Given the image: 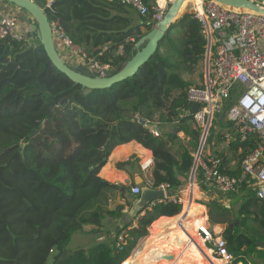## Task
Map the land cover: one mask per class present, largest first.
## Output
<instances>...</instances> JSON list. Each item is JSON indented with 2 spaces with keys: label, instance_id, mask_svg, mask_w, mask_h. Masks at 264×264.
<instances>
[{
  "label": "trees",
  "instance_id": "obj_1",
  "mask_svg": "<svg viewBox=\"0 0 264 264\" xmlns=\"http://www.w3.org/2000/svg\"><path fill=\"white\" fill-rule=\"evenodd\" d=\"M33 1L73 45L108 64L110 71L132 57L135 43L155 24L154 0H144L148 15L135 11L138 20L120 0H51L50 7L48 0ZM30 36L32 42L0 40V264H123L151 224L171 217L156 222L153 231L158 230L181 213L182 205L169 200L149 210L147 205L135 221L121 224L135 196L128 186L111 184L99 172L116 146L135 141L151 152V188L168 185L166 193L171 190L173 195L187 185L201 135L187 92L203 84L193 85L186 78L197 72L203 78L206 41L200 24L192 13H183L134 76L88 94L53 67L36 34ZM231 104V99L222 101V108ZM214 116L205 145L218 146L228 134L223 128H230L228 150L236 168L226 169L228 160L218 158L221 172L236 176L242 160L261 141L253 133L241 140L222 113ZM151 127L158 136L150 133ZM175 129L188 138L186 147L174 149ZM129 163L118 162L116 168ZM195 178L205 190L208 184L200 168ZM250 183L254 180L229 193L244 192L236 209L212 201L205 205L213 223L231 225L238 220L223 232L234 254L243 246L251 254L256 243L264 241V204ZM113 191L119 192L120 201L110 209ZM104 215L120 224L87 249L67 250L72 235L85 226L98 232Z\"/></svg>",
  "mask_w": 264,
  "mask_h": 264
},
{
  "label": "built area",
  "instance_id": "obj_2",
  "mask_svg": "<svg viewBox=\"0 0 264 264\" xmlns=\"http://www.w3.org/2000/svg\"><path fill=\"white\" fill-rule=\"evenodd\" d=\"M250 1L264 9V0ZM120 2L140 16L149 13V7L144 0ZM50 4L51 0H48L47 6L50 7ZM165 5L162 7L158 0H154L151 4L154 9L152 21L157 23L162 19L166 11ZM193 6L191 13L198 20L201 34L206 41L203 87H191L187 92L190 107L193 103L199 105L198 111L192 113L201 128L199 148L193 156L194 176L197 168H200L205 182L213 185L222 194L236 191L248 179L254 180L257 198L264 204V163L259 162L264 158V13L230 7L215 0H200L199 5L194 3ZM50 25L53 37L56 35L77 56L80 65L99 77H104L110 72L108 64L87 57L81 48L73 45L64 36L56 24ZM8 38L23 40L19 32L18 18L4 12L0 2V40ZM227 99H231L232 104L224 110L218 103ZM218 113H222L227 121L234 125L241 140L253 133L261 141L242 160L240 172L236 176L221 172V161L218 157L205 159L201 156L211 119ZM150 133L159 135L155 127L150 128ZM150 164L147 163L144 169ZM168 188V185L158 188L163 190L164 198L151 202L148 210L155 203L165 200L182 205L180 197L170 198L166 194ZM139 192L138 186L131 187L132 194ZM142 214L143 212L140 213ZM195 227L202 245L210 252V258H215L218 264H264V247L257 245L255 251L249 254L243 246L238 254H234L229 250L225 239L209 229L207 216H202V220ZM122 241V235L118 236V242Z\"/></svg>",
  "mask_w": 264,
  "mask_h": 264
},
{
  "label": "crops",
  "instance_id": "obj_3",
  "mask_svg": "<svg viewBox=\"0 0 264 264\" xmlns=\"http://www.w3.org/2000/svg\"><path fill=\"white\" fill-rule=\"evenodd\" d=\"M170 1V0H169ZM193 1L196 5H199L198 1ZM187 2V1H186ZM165 4V0H164ZM185 4V3H184ZM182 6V8H186L183 12H190L186 5ZM13 6V5H11ZM15 7V6H14ZM2 8L4 12H8V4H2ZM17 8V7H16ZM181 8V9H182ZM19 32L23 36V39L29 40L31 38L29 33H26L24 30V26L19 23ZM26 36V37H25ZM71 54L75 57L74 53L69 49ZM75 63V67L80 65V61L75 57V60H73ZM70 64V62L68 61ZM167 128H162V131H166ZM227 135L229 137H227ZM226 135L227 144L230 139V135ZM229 147V146H228ZM228 147L224 149L225 147L222 146L221 149L218 147L223 156L228 160V163H226V169L233 171L236 167V164L234 160H232V154L229 152ZM210 151V150H209ZM208 151V152H209ZM207 152L206 156L204 155L205 159L212 158L210 157L209 153ZM130 159V163L126 165L123 169H117L116 163L118 162H124ZM152 164V155L151 152L145 148H143L140 144H138L135 141H131L125 144H121L116 146L110 153L106 164L101 168L99 175L104 180L108 181L111 184L118 185V186H128L130 189L133 186H138L140 190L143 187H150L151 182V164L147 169H144V166L147 163ZM190 180V179H189ZM134 185H133V184ZM158 189V188H157ZM171 190L168 191V194ZM167 194V193H166ZM167 194V195H168ZM135 196V199L139 197V194H133ZM186 197L183 204L184 212L182 215L178 214L173 220L164 222L161 227L153 231L155 228V223L159 222L160 219H170L171 217H160L157 220H155L151 226L148 229V235L140 238L137 242V245L131 252V255L135 253V256L132 258L131 264H141L138 260L140 258V252L143 254H146V252L149 249H153V246L157 245L160 248H166L169 250V246L167 242H172L177 245L182 246L186 251L187 258L195 257L196 255L199 256L197 253V250H199V242L195 236L196 227L195 225L198 224L202 220V216L204 215L203 208L205 209V205L209 204L211 201L220 200L223 198L224 195H230L229 193L221 195L220 192L213 186L209 185L205 190H201L199 186L197 185L195 181V176L193 178V184L190 185L189 183L186 185H183L180 187L176 194H169L168 196L171 197ZM119 192L113 191L108 199V208H113L115 205L119 203ZM205 198L204 206L200 204H196V199H202ZM134 199V200H135ZM133 200V201H134ZM211 200V201H210ZM170 201V200H169ZM133 203V202H132ZM132 207V205H131ZM130 207V209H131ZM199 207H201L202 211L199 214ZM127 208V207H126ZM130 209H125L127 213L130 211ZM193 217V218H192ZM125 218V217H124ZM137 218V217H136ZM136 218H132V220ZM204 219V218H203ZM124 220V219H123ZM101 228H99L98 232L93 231V226L87 225L84 227L83 231H79L77 233H74L71 237L76 240V244L73 247L67 246L68 251H74L79 248L87 249L89 248L94 242L101 241L105 238L108 231H112L116 226H118V223L116 220L111 219L110 217L104 215L101 221ZM123 224V222H121ZM135 225V222L133 223ZM79 234V235H76ZM154 235L155 239L151 242H147V240ZM70 240V242H71ZM158 241V242H157ZM184 243V244H182ZM70 244V243H69ZM68 244V245H69ZM205 248V247H204ZM159 250V249H157ZM152 252V251H151ZM156 252V251H155ZM154 252V253H155ZM164 254V251H158ZM153 253V254H154ZM55 254V252H52L51 255ZM130 255V256H131ZM172 264H181V263H172ZM203 264V262H202Z\"/></svg>",
  "mask_w": 264,
  "mask_h": 264
},
{
  "label": "water",
  "instance_id": "obj_4",
  "mask_svg": "<svg viewBox=\"0 0 264 264\" xmlns=\"http://www.w3.org/2000/svg\"><path fill=\"white\" fill-rule=\"evenodd\" d=\"M185 1L186 0H173L170 2L162 19L155 23L152 29L144 34L135 43V53L132 55V57L122 67H118L110 71L104 77H99L90 72L88 69L84 68L82 65L72 68L68 62L62 60L57 51L49 19L45 11L40 8L33 0H0V2H7L19 9L24 10L30 16V19H27L26 23L30 24L31 32L36 34L51 65L64 76H66L70 81L80 85L84 89V94H88L91 90L95 89L100 90L109 88L118 82L134 76L139 68H141L155 53L159 42L163 39L168 29V26L181 16L180 10ZM215 1L234 8L250 9L264 13L263 8L259 7L250 0ZM198 108V103H193L191 105V111L193 113L197 112ZM222 117H224V115H222ZM139 123L145 125L146 122L142 119H139ZM177 132L178 131L175 129L174 133ZM194 172L195 162L191 168L190 185L193 184ZM162 198H164L163 190L149 188L146 186L143 187L140 190L139 197L133 201L130 211L126 214L123 220V224L130 222L132 218H135L139 214L141 209L149 205L151 202L160 200ZM234 225H238V220H234V222L227 227L231 228ZM220 228L222 232L226 229L224 225H220ZM209 229L211 231H214L215 229V224L211 221H209ZM256 245L264 247V242H257ZM154 255L163 257L162 253L160 252H157ZM65 256V254H62V258Z\"/></svg>",
  "mask_w": 264,
  "mask_h": 264
},
{
  "label": "rangeland",
  "instance_id": "obj_5",
  "mask_svg": "<svg viewBox=\"0 0 264 264\" xmlns=\"http://www.w3.org/2000/svg\"><path fill=\"white\" fill-rule=\"evenodd\" d=\"M165 1H166L165 2L166 5L165 4L164 5H165V9H166L167 6L169 5V3L172 2L173 0H170V1L169 0H165ZM186 1L184 2L185 3L184 5H186V7L188 8V10H190V13H191L193 11V7H194L193 6V1L192 0H186ZM196 1H198V0H196ZM8 7L9 8H7V9L9 11V13L14 15V16H16L18 18V20H19V23L24 26L25 32L29 33L31 35L32 32H31L30 24L26 23L27 19H30V16L26 12H24L22 9L16 8V7L11 6V5H8ZM185 9L186 8H184V9L182 8L180 10V14L181 15L184 13L183 11ZM133 14H134V17L138 20L137 13L134 11ZM54 39H55L57 51H58L60 57L62 58V60H64L65 62L69 61L71 67L75 68V63H74L73 60H75V57L77 58V56L74 57L71 54V52L69 51V48L67 46H65L64 43L56 35H54ZM28 41L32 42V40H30V39ZM186 78L190 79V81L193 83V85L200 84L201 82L203 84V82H204V67H203V78H202V73L201 72L195 73V75H193L191 78H189V77H186ZM218 105L220 107H222V102H219ZM214 115H213L211 120L215 119ZM222 133L224 135L226 133L231 135L232 132H231L230 128L229 129L223 128ZM175 134L177 135L178 141H177L176 145L174 146V149L177 150L178 148H180V146H182V148L186 147L187 144H188V142H187L188 138L185 137V135L183 133H181V132H177ZM200 138H201V135L199 137L198 147L196 148L195 151L192 152L193 156L195 155V153L197 152V150L199 148ZM225 138L226 137H224V141L220 142V144H218V146L214 145V144H209V145H205L204 144L201 156L202 157H204V155L206 156V154H207V152L209 150L210 151L208 153H209L210 157H220L221 155H223L222 152L219 149H217V148L220 147V149H221V147L224 146L225 147L224 149H226L228 147V144H227L228 140H226ZM193 163H194V158H193ZM190 174H191V171H190ZM195 176H196V173H195ZM189 179H190V175H189V178L187 179V183L186 184L189 183V181H190ZM195 181H196V178H195ZM249 187H251V188L255 187L254 183H250ZM243 193L244 192H240V193H237L235 195H224L222 199L215 200V201H212V202H216V203H218L220 205H223L225 207H231V208L236 209L238 207V205L240 204V200H241V197L243 196ZM185 198L186 197H183V196L180 195V199H182V210H181L180 215H182L183 212H184V208H183L184 204H183V202H184ZM205 200H206L205 198H202V199H196L195 201H196V204H200V205L204 206L203 204L205 203ZM203 211H204L203 217H206V216L208 217L207 208H205V209L203 208ZM208 220H209V217H208ZM209 221H211V220H209ZM214 224H215V227L217 228L216 230L214 229V232L217 235H220V236L223 237V232L224 231L222 232V230L220 228V225H224L226 228H227L228 225L227 224H217V223H214ZM76 235H79V234H76ZM154 239H155V237L153 235L152 237H150L147 240V242H151ZM167 243H168V246H169V250L166 249V248H160L157 245H155V246H153V249L152 250L149 249L146 252V254H143V253L140 252V258L138 260L140 261L141 264H172L174 262L175 263H181V264H202L203 257H199L201 254H199V256H198L195 253V257H193V259L191 257L187 258L185 249L182 246L175 244L177 242L172 243V242L169 241ZM75 244H76V240L74 238H72L70 244L68 245V248L69 247L70 248L73 247ZM182 244H184V243H182ZM157 249H159V250H157ZM161 250L164 251L163 252L164 253L163 257L154 255L155 253H157L158 251H161ZM210 262H211V264H218V262L216 261L215 258H211ZM129 264H131V262ZM203 264H205V263H203Z\"/></svg>",
  "mask_w": 264,
  "mask_h": 264
},
{
  "label": "bare ground",
  "instance_id": "obj_6",
  "mask_svg": "<svg viewBox=\"0 0 264 264\" xmlns=\"http://www.w3.org/2000/svg\"><path fill=\"white\" fill-rule=\"evenodd\" d=\"M166 2V1H165ZM199 3H200V0L198 1ZM158 4L160 5V6H164V0H158ZM183 6V5H182ZM217 228L215 227V230H216ZM195 236H196V238H197V240H198V244H199V246L200 247H198L199 248V250L200 251H198L197 250V253L198 254H201L199 257H203V259H202V262L203 263H205V264H211V262H210V257H209V254H210V252L209 251H207V249L206 248H204V246L202 245V243H200L201 241H200V239H199V237H198V235H197V233L195 232ZM135 256V253L133 254V255H131L123 264H129L130 263V261H132V258ZM217 261V260H216Z\"/></svg>",
  "mask_w": 264,
  "mask_h": 264
}]
</instances>
